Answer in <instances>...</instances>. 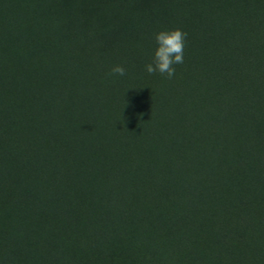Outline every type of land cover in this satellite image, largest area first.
I'll use <instances>...</instances> for the list:
<instances>
[{
    "label": "rangeland",
    "instance_id": "rangeland-1",
    "mask_svg": "<svg viewBox=\"0 0 264 264\" xmlns=\"http://www.w3.org/2000/svg\"><path fill=\"white\" fill-rule=\"evenodd\" d=\"M150 1L161 4L154 8L149 5ZM203 1L184 2H192L191 5L200 7ZM179 2L134 1L133 7L146 16L145 23L126 26L124 30L117 29L113 36L121 48L118 64L127 62L134 66L138 63L128 74L122 77L108 75L113 67L110 65L111 49L109 56L103 60L107 63L106 69L101 70L98 66L102 62L98 65L94 62L95 67L98 66L95 85L109 92L108 81L114 80V91L129 95L127 97L131 99L128 104H118L103 115L101 121L106 131L98 132V128L85 126L88 118H82L79 109H66L59 113L50 110L58 124L56 128L43 131L54 134L51 135L50 148L59 146L57 135L65 137L68 143L67 162L75 169L81 167V172L68 182L70 187L62 189L66 190L64 196L73 202L77 195L75 202L86 208L92 219L90 217L75 230V243H67L63 233L55 235V243L42 244L43 235L38 231H43L45 226L38 224L31 209L19 202L15 188L4 183L0 188V264L3 258H8L9 264H39L42 251L45 248L50 254L47 249L51 246L53 251L49 255V263L41 261L42 264H264V190L260 191L256 182L264 185V174L261 178L259 174L264 170V154L257 149L259 142L264 145V106L259 105L261 113L252 107L250 116L240 120V113L248 110V98L232 86L219 90L212 88L214 84L208 79L210 74H206L199 61H195L203 50L201 43L190 44L192 35L187 33L184 63L174 66L176 72L172 79L145 71V65L152 61L156 48L155 34L175 29L184 32L186 29L182 20L185 19L184 15L176 14ZM134 17L137 18L136 15ZM50 38L54 40L51 43L55 58L52 60L47 56L39 60V71L51 69L52 61H68L58 65L60 76L65 77L67 72L77 70L83 61V47L76 44L72 45V50L67 48L65 37L61 34H51ZM257 48L258 43L250 40L239 51L252 58ZM89 60L100 61L97 58ZM237 67L242 72L264 75V61H232L229 65L232 70ZM72 80L67 81L63 92L71 93V88L88 91L85 84L84 89L79 85L73 86L75 79ZM124 83L125 87L119 86ZM262 85L260 89L264 91ZM258 94H252L249 98L258 100ZM262 94L264 97V92ZM48 95L44 101L51 106L57 95ZM102 96L106 99L110 94ZM152 98L161 99L160 104L148 105ZM146 105L152 113L157 114L159 129L141 140L145 132L134 124L125 129L128 132L126 135L138 143L133 144L132 139H119V142L129 154L131 164H138L149 153L159 160L149 168L163 172L156 179L164 186L162 193L148 189L146 179L139 172L128 176L126 185L123 184L120 189L119 178L111 177L110 173L99 174L102 160L107 158V151L103 152L101 146H105L104 142L116 134L113 129V125L118 123L116 115L127 110V114L123 113L125 118L135 120L134 116ZM159 115H164L163 120ZM179 124L184 127L183 136H191L195 140L191 149L186 146L175 149L181 137L175 133ZM47 149L43 147L41 152ZM193 153L199 159H193ZM161 158L166 159L165 163H160ZM48 161L51 169L59 164L53 158ZM7 169L0 170V174L2 177L10 175V180L17 177L18 181H27L29 177L36 181L43 179L40 173L31 177L17 172V168ZM250 182L254 184L248 188ZM172 185L175 196H178L175 203L170 200ZM72 186L78 193H72ZM159 193L161 197H158ZM163 195L170 198L167 200L171 203L170 211H180L186 218L181 224L172 226L171 235L161 236L165 240L161 242L156 235L158 224L149 217L152 213L149 205L158 203L166 206ZM121 199L128 202L120 203ZM127 204L132 206V212L139 213V217L129 218L127 215L126 220L117 219L114 209L121 205L126 207ZM45 212L44 221L49 222V214ZM94 219L101 223H93ZM225 223H231L226 233L223 232ZM66 255H73L70 262L65 259Z\"/></svg>",
    "mask_w": 264,
    "mask_h": 264
},
{
    "label": "trees",
    "instance_id": "trees-1",
    "mask_svg": "<svg viewBox=\"0 0 264 264\" xmlns=\"http://www.w3.org/2000/svg\"><path fill=\"white\" fill-rule=\"evenodd\" d=\"M134 1L0 0V168H8V171L17 168V172H23L25 175L31 176L40 173L43 176L40 181L30 179L29 176L27 181H18V177L10 180V175L2 177L0 174V188H3L4 183L13 186L20 198L19 202L26 206L25 208L31 209L34 220L38 221V224L45 226L44 232L38 231L43 235L40 242L42 244L44 242L55 243V235L63 233L67 243H75V230L91 217L86 208L75 202L77 201L76 194L71 202L64 196L66 190H62L69 188L70 183L68 184V182L81 172V167L75 169L67 162L68 143L66 138L59 137L55 133L59 146L51 149L49 143L51 135L54 136V134L43 133V131L56 128L58 125L52 116L53 112L79 109L83 114L82 118H88L85 126L95 127L98 128V132H104L106 128L104 129L101 120L106 112L108 113L118 104L123 105L124 102L126 104L131 102V99L127 97L129 95L114 91V80L108 81L109 92H104L106 89H100L95 85V79L98 66L101 70L107 67V63H104L103 60L105 56H109V49L113 51L110 65H119L117 59L121 56V48L113 37L115 30H124L126 26H140L145 23L146 16H142L143 14L133 7ZM184 1L180 0L178 3L176 14L184 15L185 19H182L186 28L184 32L192 35L193 39L190 44L201 43L203 50L199 52L195 61H199L203 71L210 74L208 79L214 84L212 88L216 87L219 90V88L225 89L226 86H232L233 89H238L248 98L249 101L246 105L248 110L240 113V120L250 116L252 107L261 113L258 108L260 104L264 106L262 94L264 91L261 90L262 84H264V75L242 72L238 67L232 70L229 65L232 61H264V0H204L200 7L191 5L192 2L185 4ZM149 3L154 8L161 4L159 1H150ZM51 34L63 35L64 43L71 50L72 47L74 48L72 45L78 44L83 47V61L77 70L67 72L65 77L60 76L58 65L66 64L68 61H52L51 69L43 71L38 69V61L42 58L47 56L52 60L55 58L53 43H51V40L52 42L54 40L50 38ZM250 40L256 41L259 46L252 58L239 51V48L244 47ZM90 58H97L100 61H90ZM94 62L97 65L102 63L95 67ZM120 65L126 69V74H128V71L136 67L138 63H135L134 66L127 62ZM71 78L75 79L73 86L79 85L82 89L87 86L88 91L71 88V93L63 92L67 81H73ZM125 85L126 83L119 86L125 87ZM216 91L213 90V92ZM108 93L110 94L109 98H102L103 94ZM255 93H259L258 100L250 99L249 96ZM48 94L57 95L51 106H48L44 101L46 96H49ZM150 101L147 102L148 105L160 104L161 99L152 98ZM50 110L55 111L50 112ZM151 111L147 105L142 106L141 111L134 116L135 120H130L126 119L123 114H127V110H122L123 113L116 115L118 123L113 125L116 134L104 142L105 146H101L103 152L107 151L105 153L107 158L102 160L99 174L110 173L111 177L119 178V189L123 184L126 185L128 176H131L133 172H139L146 179L148 189L162 193L164 186L156 182V179L163 172H155L154 169L149 168L159 160L149 153L138 164H131L129 154L124 151L119 142V139L123 141L132 139L130 135H126L128 132L125 129L134 124L145 132L141 140L154 134V131L159 129V122L156 119L157 114ZM128 113L130 114V110ZM159 116L163 120L164 115ZM175 133L181 135L175 144V149H181L183 146L191 149L194 146L193 137L183 136L184 127L182 124L177 126ZM222 137L224 138V135ZM42 142H44V146ZM132 142L133 144L138 143L134 139ZM43 147H48V149L42 153ZM257 149L264 154L262 142H259ZM193 154V159H199L196 153ZM50 158L59 162L56 168L51 169L52 165L50 166L48 161ZM165 161V158H161L160 163H165ZM128 168L130 170H127ZM263 171L262 169L259 173L260 178L263 177ZM262 179L264 181V178ZM256 182L259 185L258 189L263 191L264 185L260 181ZM253 184L254 182H250L247 187L249 188ZM72 187V193H78V191H74V186ZM172 192L171 199H169L175 203L178 196H175V190ZM165 196L163 201L169 200ZM158 197H161L160 193ZM123 201L119 200L120 203ZM166 204V206L158 203L149 205L150 211H152L149 217L158 224L156 235L157 240L161 242L165 241L162 238L164 235H171L173 225L181 224L186 218V215L180 211L171 212L169 208L171 203L167 201ZM123 206L114 209L117 219L126 220L127 215L130 216L129 218L139 217L137 211L132 212L131 205L127 204L126 207L124 206L125 208ZM45 211L49 214V222L44 221ZM92 222L99 221L94 219ZM230 224L223 225V232L226 233L229 230ZM35 225L37 226V224ZM52 247L47 249L50 254L44 248L39 264L49 263ZM72 256L66 255L67 262L71 261ZM9 263L8 258L1 260V264Z\"/></svg>",
    "mask_w": 264,
    "mask_h": 264
},
{
    "label": "clouds",
    "instance_id": "clouds-1",
    "mask_svg": "<svg viewBox=\"0 0 264 264\" xmlns=\"http://www.w3.org/2000/svg\"><path fill=\"white\" fill-rule=\"evenodd\" d=\"M186 33L179 30L160 31L155 34L156 48L152 61L145 65L148 74L159 73L167 79L175 76V65L184 63ZM109 76H125L126 69L115 65L108 73Z\"/></svg>",
    "mask_w": 264,
    "mask_h": 264
}]
</instances>
